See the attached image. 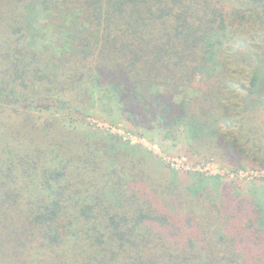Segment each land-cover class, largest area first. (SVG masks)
Here are the masks:
<instances>
[{
	"label": "trees",
	"instance_id": "16d2710c",
	"mask_svg": "<svg viewBox=\"0 0 264 264\" xmlns=\"http://www.w3.org/2000/svg\"><path fill=\"white\" fill-rule=\"evenodd\" d=\"M96 112L264 170V0H0V264H264V198Z\"/></svg>",
	"mask_w": 264,
	"mask_h": 264
},
{
	"label": "rangeland",
	"instance_id": "374dc122",
	"mask_svg": "<svg viewBox=\"0 0 264 264\" xmlns=\"http://www.w3.org/2000/svg\"><path fill=\"white\" fill-rule=\"evenodd\" d=\"M31 16L33 27L38 26L35 29L36 32H34L36 44L52 39L53 32L50 27L48 28L49 20L47 21L48 18L45 14L39 20L35 12ZM37 22L38 24H36ZM241 58H244V54L239 56V59ZM87 122L94 129L111 134H119L124 140L147 148L164 165H170L172 168L181 171L182 178H191L193 174L197 173L208 178V183L211 184L210 179L220 176L226 182L234 181L240 187L239 191L243 194L247 196L256 195L257 198L261 197L262 200L264 198V172L259 173L251 170L235 171L217 159L206 155H198L189 148V142L182 134L176 140H162L161 135L163 133L160 135L158 131L137 130L134 125L123 120H120L119 123H112L107 116L99 112L93 113ZM207 187L211 188L209 185Z\"/></svg>",
	"mask_w": 264,
	"mask_h": 264
},
{
	"label": "built area",
	"instance_id": "2783aa9c",
	"mask_svg": "<svg viewBox=\"0 0 264 264\" xmlns=\"http://www.w3.org/2000/svg\"><path fill=\"white\" fill-rule=\"evenodd\" d=\"M254 172H255V171H254ZM256 172L263 173L264 171H261V172H260V171H256ZM257 174H258V173H257Z\"/></svg>",
	"mask_w": 264,
	"mask_h": 264
}]
</instances>
